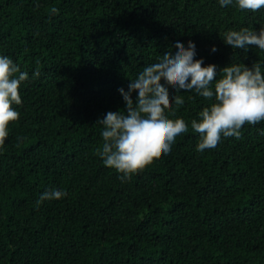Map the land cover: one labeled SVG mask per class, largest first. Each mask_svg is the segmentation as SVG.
I'll use <instances>...</instances> for the list:
<instances>
[{"label": "trees", "instance_id": "16d2710c", "mask_svg": "<svg viewBox=\"0 0 264 264\" xmlns=\"http://www.w3.org/2000/svg\"><path fill=\"white\" fill-rule=\"evenodd\" d=\"M241 28L264 29V8L0 0V56L28 73L13 105L20 118L0 150V264H264V121L197 151L191 121L214 100L180 90L184 104L169 118L189 130L168 154L128 180L97 154L96 121L125 110L118 89L178 41L194 42V59L216 65L217 78L237 63L259 62L264 74V51L223 42ZM52 189L67 195L37 205Z\"/></svg>", "mask_w": 264, "mask_h": 264}, {"label": "clouds", "instance_id": "9594fccd", "mask_svg": "<svg viewBox=\"0 0 264 264\" xmlns=\"http://www.w3.org/2000/svg\"><path fill=\"white\" fill-rule=\"evenodd\" d=\"M221 7L233 4V0H219ZM240 10L256 12L264 8V0H235ZM56 13L58 10H51ZM223 42L232 49L245 52L249 46L264 51V29L258 32L248 28L225 33ZM175 52L166 51L156 63L145 66L138 76L130 80L128 90L118 89L125 110L109 111L96 123L103 126L102 148L97 154L103 164L117 173L122 180L142 172L162 155L168 154L176 137L188 132V124L175 116L176 106L184 104L180 90L214 100L199 113L200 119L191 121V128L200 134L197 151L214 149L221 136L240 138V129L245 125H256L264 121V74L261 64L251 67L243 63L230 64L220 70L217 66L203 65L202 59H194L195 44L191 40L187 47L176 42ZM211 51L217 49L213 47ZM222 73V75H221ZM39 71L33 73L39 77ZM28 80V73L7 56H0V150L9 135V125L20 118L13 105H21V83ZM164 81V84L161 81ZM214 82V85H213ZM176 94L170 99L168 87ZM214 88V90H213ZM133 93H136L135 100ZM67 193L48 190L41 194L37 205L44 200H59Z\"/></svg>", "mask_w": 264, "mask_h": 264}]
</instances>
